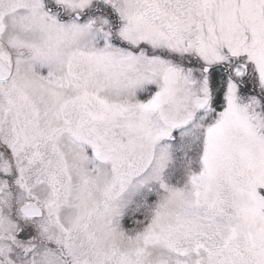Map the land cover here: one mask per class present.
Wrapping results in <instances>:
<instances>
[{
	"label": "snow or ice",
	"instance_id": "6c2138e0",
	"mask_svg": "<svg viewBox=\"0 0 264 264\" xmlns=\"http://www.w3.org/2000/svg\"><path fill=\"white\" fill-rule=\"evenodd\" d=\"M0 264H264V0H0Z\"/></svg>",
	"mask_w": 264,
	"mask_h": 264
}]
</instances>
